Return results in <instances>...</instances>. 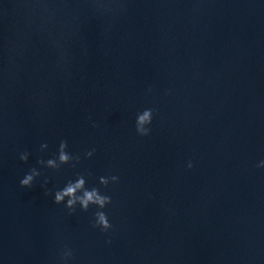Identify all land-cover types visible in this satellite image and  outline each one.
Wrapping results in <instances>:
<instances>
[{"label":"water","instance_id":"1","mask_svg":"<svg viewBox=\"0 0 264 264\" xmlns=\"http://www.w3.org/2000/svg\"><path fill=\"white\" fill-rule=\"evenodd\" d=\"M261 160L264 0H0V264H264Z\"/></svg>","mask_w":264,"mask_h":264},{"label":"clouds","instance_id":"2","mask_svg":"<svg viewBox=\"0 0 264 264\" xmlns=\"http://www.w3.org/2000/svg\"><path fill=\"white\" fill-rule=\"evenodd\" d=\"M99 3V0H96ZM45 12L48 13L46 20H51L53 15L55 14L54 11L49 10L47 8L44 9ZM54 43L59 46L58 41H54ZM151 91V89H149ZM154 109L146 108L142 112L137 113L136 118V131L141 136H147L150 134L151 129L147 127L152 123ZM68 143L66 140H61L58 149V155L55 158H50L48 160H39L38 163L42 165H46L49 168L59 169L62 164H67L70 161L75 160L79 162V156H72L69 152L66 151ZM41 149L47 148V144H41ZM95 149H91L85 153V156L91 157L94 153ZM29 153L23 152L20 154V159L22 161L28 160ZM75 166V165H73ZM188 168L193 167L192 161H189L187 164ZM257 167H264V160H261ZM41 173L36 169L32 168L25 176L21 179L20 184L22 186H31L34 178L39 176ZM119 180V177L116 175L111 176H101L99 178L100 184L107 186L110 181L116 182ZM86 179L83 174L78 175V177L73 181L69 180L67 184L62 188L54 193V202L60 204L65 202L66 200V207L70 209L72 212L75 211V206L79 204L81 209L87 211L90 205H96L98 209L105 208L106 205L111 203V197L109 195L102 194L100 190L96 187L88 189L85 187ZM95 221L92 224V227L99 228L102 232H107L109 229L113 227L110 223L107 214L104 211H96L95 212ZM111 243V240L108 241ZM73 255V252L67 245L64 246V251L62 252L61 259L67 260Z\"/></svg>","mask_w":264,"mask_h":264}]
</instances>
